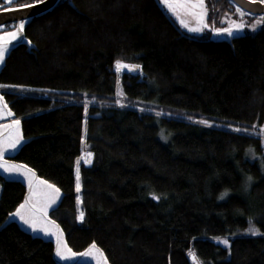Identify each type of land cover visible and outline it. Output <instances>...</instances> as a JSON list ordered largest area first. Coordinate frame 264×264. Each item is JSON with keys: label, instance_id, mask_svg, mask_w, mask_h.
I'll list each match as a JSON object with an SVG mask.
<instances>
[{"label": "trees", "instance_id": "16d2710c", "mask_svg": "<svg viewBox=\"0 0 264 264\" xmlns=\"http://www.w3.org/2000/svg\"><path fill=\"white\" fill-rule=\"evenodd\" d=\"M205 7L215 25L256 20L227 0ZM24 34L34 48H15L0 71L29 140L15 160L60 188L50 217L73 251L95 241L109 264H190L188 252L200 264H264V145L246 130L264 124V24L213 41L177 29L155 0H59ZM117 59L139 72L117 74ZM24 191L0 177V225ZM249 216L259 233L244 231ZM52 251L15 223L0 229V264H56Z\"/></svg>", "mask_w": 264, "mask_h": 264}, {"label": "snow or ice", "instance_id": "6c2138e0", "mask_svg": "<svg viewBox=\"0 0 264 264\" xmlns=\"http://www.w3.org/2000/svg\"><path fill=\"white\" fill-rule=\"evenodd\" d=\"M7 3L11 4L12 0H6ZM42 0H29L28 3L23 4H16L15 8H28L31 7L34 3H41ZM255 2V0H253ZM162 3H164L167 8L173 13L179 20V23L185 27L188 28L190 31H203L204 28L209 27L207 20V9L205 7V0H162ZM259 3L264 4V0H259ZM197 9H199L197 11ZM2 11H10L13 10L11 8L9 9H0ZM237 11L241 12L243 15V10L237 7ZM187 13L191 14L195 17L197 23L195 25H192L189 23L188 20L184 19L181 15V13ZM251 14V13H249ZM258 24H264V17L257 16L256 20L253 21L250 24L245 25L243 20H230L227 27H211V31L215 34L220 33H226L229 35H232L234 31H238L241 29H244L245 27H248L250 29H255ZM25 26V19L19 20V28L13 31L8 32H0V61H3L5 58V52L6 49L9 46V42L16 40L18 37H23L22 33ZM3 27H9L8 25L0 24V28ZM28 43H31L29 40ZM115 64L118 69L125 66V61L122 59H117L115 61ZM133 69H140L139 64L130 65L128 66ZM16 87L22 88L23 86L17 85ZM123 95V93H121ZM4 100L3 95H0V102ZM117 103H122V101H117ZM139 107V105H138ZM85 111H87V105H85ZM0 114H3L5 116L11 114V109H8L7 111H3L0 109ZM195 117H188V119H194ZM199 123H202L204 125H211L213 121L208 119H199ZM20 119H16L10 122V125H0V128L2 127H10L13 129L12 134L7 138H0V169H2L5 173L8 174H22L25 178H27L29 192L25 195V198L21 203H19L14 211V215L18 217L21 221H23L26 225H29L32 230H42L44 233H52L53 229L51 227H48V223L51 222V224H55L56 222L54 220H51L50 217L47 215V211L49 206L54 205L56 203L57 198L61 195L60 188L57 187L56 184L51 183L42 177H37L35 175V170L30 168L27 164L17 163L14 161H9L4 159V155L6 153V150H15L24 140V137L20 133ZM229 127H232L229 125ZM239 131L240 129H236ZM247 131H252L254 134L259 131V136L261 139L262 145H264V124L256 125L254 123L253 127L251 129H246ZM161 136L163 139L167 140L168 137L163 134V131L161 132ZM85 139L84 135L81 136V141ZM89 157H91L93 154L89 152L87 154ZM246 155H251L252 157H256L257 153L254 151V148L252 146H249V148L246 150ZM260 158L262 161V167H264V153L260 154ZM79 160V158H78ZM253 180V177L251 175H246L243 180V187L245 192H247L250 188L251 182ZM75 188L77 193L80 192L81 189V183H80V171H79V165H77L76 169V184ZM229 190L225 189L224 192L220 194L221 197H224L227 195V192ZM44 195L45 199L42 204V206L38 205L37 203H34L33 201L37 200L38 197L41 195ZM150 196L153 198L159 200L160 196H158L154 192L149 193ZM76 200L79 203L81 200V197L79 194L76 196ZM237 211H241L237 209ZM10 216L13 215V213L9 214ZM83 213L81 212L77 219H82ZM249 220V227L244 229V231L257 234L261 231L258 227L255 226L254 223H252V217H248ZM57 228L59 226L57 225ZM57 235V243L55 248V253L57 256L61 257L62 259H67L71 257L76 256H88V257H94L96 264H109L107 256L104 254L103 249H101L95 241H92L87 248L84 249L83 253H75L72 252L70 248H68L67 244L62 242L61 240V233L57 232L54 233ZM218 240H222V243L225 245H228L230 242L226 238L216 237ZM191 254V253H190ZM195 258V257H193Z\"/></svg>", "mask_w": 264, "mask_h": 264}, {"label": "water", "instance_id": "95a60500", "mask_svg": "<svg viewBox=\"0 0 264 264\" xmlns=\"http://www.w3.org/2000/svg\"><path fill=\"white\" fill-rule=\"evenodd\" d=\"M58 1L59 0H42L41 3H34V4H32L31 7H28V8L6 7L4 9L11 8L13 10H10V11L0 10V24L7 25V24L13 23L14 25L11 28V30H9V31L16 30L19 28V20L20 19H25V22H29L30 19H32L34 17H38V16H41L43 14H46L52 10V8L58 3ZM227 1L230 4H232L234 7H236V8L239 7L240 9L243 10V12L245 14H248L251 17H257V16L264 17V4L259 3V0H255V2H253V0H227ZM155 2L157 3L160 10L164 13V15L172 22V24H174V26H176L177 29L184 31L183 29H181L179 27V23L177 22V20L164 9V7L159 2V0H155ZM69 3L71 4V2H69ZM249 13H251V14H249ZM6 30L7 29L5 27L0 28V32H8ZM184 32L187 34L201 35L197 32H192V33H189L186 31H184ZM242 34H243V29L238 30V31H234V33L232 35H230L229 37L219 36V37H210V39L213 41H230L231 38L241 36ZM22 35H23V37H26L24 34V30H23ZM28 41L29 40L27 38L25 39V38L18 37L16 40L9 42V46L5 52V58L3 61H0V71L4 67L5 61L8 58L10 52L13 51L15 48L19 47L20 45H25L27 51H29L31 48H34V45L32 43H28ZM0 95H2L1 92H0ZM0 109H2L3 111H7L8 109H10L7 102L5 101V99L2 102H0ZM16 119H19V118H16ZM16 119H15V114L12 112V110H11L10 115L5 116L3 114H0V125H10V122L13 120H16ZM12 131H13V129L10 127L0 128V138L9 137L12 134ZM20 133L23 136V133L21 130V123H20ZM28 141H29L28 139L24 138L21 145H19L15 150H6V153L4 155V159L9 160V161H14L17 163H22L20 161L15 160V156L18 154L20 148ZM22 164H24V163H22ZM35 175L37 177H40L37 175L36 172H35ZM0 177L5 181L19 182L24 186L25 191H24L23 198L21 200V201H23L25 198V195L29 192V188H28L27 183L25 182V179L21 176L15 177V176L7 175L1 169H0ZM62 198H63V193L61 192V195L57 198L56 203L54 205H51L48 208V211H47L48 217H50V213L52 211H54L59 206ZM42 200L44 201V195L42 196ZM35 203H37L40 206H42V204H43L41 200H35ZM14 211L11 212V213H13V215L10 216L9 215L10 213H9L6 216L5 220L0 225V229L3 228L4 226H6L7 224H9L10 222H12V223L17 224V226L20 228V230L27 233L32 238H39V239H42L43 241L51 242L53 244L52 259L56 264H93L90 260L84 259L83 255L71 257V258H67V259H61V257L57 256L55 253L57 235L55 238L53 235H46V234L41 233V232H35V231L30 230L24 224H22L16 216H14ZM51 220H53V219L51 218ZM48 225L54 229L55 233H57V232L61 233L62 234L61 238H62L63 242L66 243L64 232L61 229V227L58 225V223L56 222L55 224H51V222H49ZM57 225L59 226V228H57ZM87 247L88 246H86L85 248H87ZM84 249L81 250L80 252H77V253H83Z\"/></svg>", "mask_w": 264, "mask_h": 264}, {"label": "rangeland", "instance_id": "374dc122", "mask_svg": "<svg viewBox=\"0 0 264 264\" xmlns=\"http://www.w3.org/2000/svg\"><path fill=\"white\" fill-rule=\"evenodd\" d=\"M159 2L162 4V6L164 7V9L169 13V14H171L176 20H177V22L179 23V20H178V18L173 14V13H171V11L167 8V6L164 4V3H162V0H159ZM199 9H197V11H198ZM181 15H182V17L184 18V19H186V20H188L189 21V23L190 24H192V25H195L196 23H197V21H196V19H195V17L194 16H192L191 14H187V13H184V12H182L181 13ZM238 16H240L239 14H238ZM257 18V17H256ZM228 25H226L225 27H227ZM179 27L181 28V29H183L184 31H186V32H189V33H192V32H197V33H199V34H208L210 37H219V36H221V37H229L230 35L229 34H226V33H220V34H215V33H213L210 29H211V26L209 25V27H206V28H204V30L203 31H200V32H198V31H190L188 28H185V27H183L180 23H179ZM9 30H11V29H7L6 31H9ZM114 65L115 66H113V67H116V64L114 63ZM130 65H135V64H129V63H125V66H130ZM115 69V68H114ZM130 69V70H129ZM115 71V70H114ZM117 74L119 73H129V74H137L138 72H139V69H133V68H130V67H128V69H121V71H115ZM84 105H88V103H84ZM260 137V136H259ZM7 138V137H6ZM90 151H88L87 149H85V148H83L82 149V152H81V154H80V157H79V161L83 164V165H90V163H91V160H92V156L91 157H89L87 154L89 153ZM2 170V169H1ZM3 171V170H2ZM4 172V171H3ZM5 173V172H4ZM5 174H7V175H11V176H15V177H17V176H21V177H23L24 179H25V182L27 183V185H28V182H27V178H25L22 174H8V173H5ZM44 179V178H43ZM29 188V187H28ZM42 196H43V194L40 196V197H38V199L37 200H41L42 201V203L44 202L43 200H42ZM44 199H45V197H44ZM34 203H35V201H33ZM50 207V206H49ZM14 210H15V208H14ZM14 210H12L11 212H13ZM10 212V213H11ZM79 214V213H78ZM15 216V215H14ZM78 216V215H77ZM18 218V217H17ZM19 219V218H18ZM20 220V219H19ZM20 222L22 223V224H24L27 228H29L30 230H32L31 229V227L29 226V225H26L23 221H21L20 220ZM48 227H51V226H49L48 225ZM52 228V227H51ZM53 229V228H52ZM32 231H34V230H32ZM35 232H41V233H44L42 230H35ZM55 232H54V229H53V232L52 233H44V234H46V235H53L55 238H56V234H54ZM61 240H62V238H61ZM62 242H63V240H62ZM57 243V242H56ZM67 243V242H66ZM67 246H68V244H67ZM68 248H70L69 246H68ZM71 249V248H70ZM72 250V249H71ZM73 251V250H72ZM73 252H75V251H73ZM75 253H77V252H75ZM191 253V254H190ZM84 257V259H88V260H90L93 264H96V261H95V258L94 257H88V256H83ZM187 257H188V260H189V263L190 264H200L199 262H198V260L196 259V257L193 255V253L192 252H188L187 253ZM193 257H195V258H193ZM62 259V258H61ZM191 259V260H190Z\"/></svg>", "mask_w": 264, "mask_h": 264}, {"label": "flooded vegetation", "instance_id": "af4514ba", "mask_svg": "<svg viewBox=\"0 0 264 264\" xmlns=\"http://www.w3.org/2000/svg\"><path fill=\"white\" fill-rule=\"evenodd\" d=\"M29 0H12V3L9 4L6 2V0H0V9H4L6 7H14L16 4H23V3H28ZM7 4V5H6ZM206 22L208 23V25H210L211 27H225L226 25L229 24L230 21L226 20L225 18H221L217 24H212L209 23V21L206 20ZM210 37V36H209Z\"/></svg>", "mask_w": 264, "mask_h": 264}, {"label": "bare ground", "instance_id": "6f19581e", "mask_svg": "<svg viewBox=\"0 0 264 264\" xmlns=\"http://www.w3.org/2000/svg\"><path fill=\"white\" fill-rule=\"evenodd\" d=\"M114 66H115V65H114ZM114 68H115V69H114L115 71H121V69H128L127 66L121 67L120 69H118L117 66L114 67ZM129 70H130V69H129ZM16 118H17V117H15V119H16ZM79 214H80V213H79ZM79 214H78V215H79ZM78 220H80V219H78ZM192 253H193V252H192ZM193 255H194V254H193ZM190 260H191V259H190ZM188 261H189V260H188Z\"/></svg>", "mask_w": 264, "mask_h": 264}]
</instances>
